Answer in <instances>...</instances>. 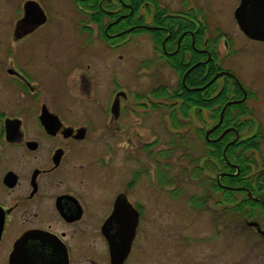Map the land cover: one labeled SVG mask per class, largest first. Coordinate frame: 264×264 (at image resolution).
Here are the masks:
<instances>
[{
    "label": "flooded vegetation",
    "instance_id": "1",
    "mask_svg": "<svg viewBox=\"0 0 264 264\" xmlns=\"http://www.w3.org/2000/svg\"><path fill=\"white\" fill-rule=\"evenodd\" d=\"M242 1L0 0V264H264Z\"/></svg>",
    "mask_w": 264,
    "mask_h": 264
},
{
    "label": "water",
    "instance_id": "2",
    "mask_svg": "<svg viewBox=\"0 0 264 264\" xmlns=\"http://www.w3.org/2000/svg\"><path fill=\"white\" fill-rule=\"evenodd\" d=\"M249 1H242L236 12V19L248 36L264 40V0H259L255 6H251Z\"/></svg>",
    "mask_w": 264,
    "mask_h": 264
},
{
    "label": "rangeland",
    "instance_id": "3",
    "mask_svg": "<svg viewBox=\"0 0 264 264\" xmlns=\"http://www.w3.org/2000/svg\"><path fill=\"white\" fill-rule=\"evenodd\" d=\"M167 2H168V4L170 3L172 5V7L178 8L177 6H179L180 0H165V3H167ZM173 4H175V5H173ZM75 18H77L76 10H75ZM98 35L99 34H97L96 32L92 33L90 40L91 41H101V39H100V37ZM93 47L94 48H98V45L93 46ZM99 51L102 52L101 56H103V57H109V58L110 57H117V55H116L117 52L116 51L106 50V53H103V52H105L104 50H99ZM124 51L127 52V53H134L133 49L130 48V47H129V49H127V48L124 49ZM128 64H131V62L128 61ZM124 94L125 93L122 92V95H123L122 96V103L128 102L129 99L131 98L128 94H126V95H124ZM126 100H128V101H126ZM261 111H264V109H261ZM190 117L192 118V119H190L191 121H196V119L194 118V116L192 114L190 115ZM193 185H194V182L190 184V186H193ZM176 208H178V207H176ZM174 211L177 213V215H176L177 217H181V215H182L181 213L177 212L176 210H174ZM204 254H205V252H204ZM224 255L225 254H223V252H220V254H219V264H225L223 259H226L227 256H224ZM244 255H245L244 252L241 253V251L240 252L237 251L235 253V255H233V264H245L244 263Z\"/></svg>",
    "mask_w": 264,
    "mask_h": 264
},
{
    "label": "trees",
    "instance_id": "4",
    "mask_svg": "<svg viewBox=\"0 0 264 264\" xmlns=\"http://www.w3.org/2000/svg\"><path fill=\"white\" fill-rule=\"evenodd\" d=\"M126 25H128V24H125V23H124V20H121V21H119L118 23H115V24H114V26H118V27H124V26H126ZM225 121H226V118H225Z\"/></svg>",
    "mask_w": 264,
    "mask_h": 264
}]
</instances>
